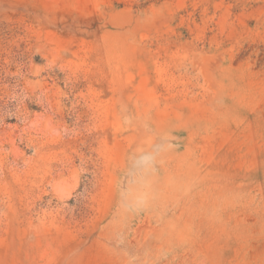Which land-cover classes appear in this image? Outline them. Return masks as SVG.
<instances>
[{"label": "rangeland", "instance_id": "1", "mask_svg": "<svg viewBox=\"0 0 264 264\" xmlns=\"http://www.w3.org/2000/svg\"><path fill=\"white\" fill-rule=\"evenodd\" d=\"M0 264H264V0H0Z\"/></svg>", "mask_w": 264, "mask_h": 264}]
</instances>
